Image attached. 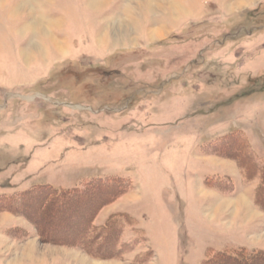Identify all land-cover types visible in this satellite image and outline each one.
<instances>
[{
    "label": "rangeland",
    "instance_id": "obj_1",
    "mask_svg": "<svg viewBox=\"0 0 264 264\" xmlns=\"http://www.w3.org/2000/svg\"><path fill=\"white\" fill-rule=\"evenodd\" d=\"M256 167L264 0H0V264L264 252ZM114 177L108 245L80 237L88 202L22 196Z\"/></svg>",
    "mask_w": 264,
    "mask_h": 264
},
{
    "label": "trees",
    "instance_id": "obj_2",
    "mask_svg": "<svg viewBox=\"0 0 264 264\" xmlns=\"http://www.w3.org/2000/svg\"><path fill=\"white\" fill-rule=\"evenodd\" d=\"M255 169H257V172L261 173V180L256 188L254 201L257 206L264 210V167L261 168L260 171L257 167ZM126 186H128V184L126 185V181L123 177L96 178L87 181L80 188L59 190L50 185L37 186L31 192L23 193L22 196H29L36 191L38 195H40L38 203L42 202L44 208L48 205L49 208L53 205H57L56 208L58 207V210L61 211L64 210L63 208H71L78 200L88 202V204L92 205V209L89 215L85 218L83 217V225H81L82 235L80 237L83 238L84 242H87V245H108L111 241L107 242V233L113 231L114 228L117 227L114 222L115 213L109 215L99 229L93 224L92 219L99 207L114 199L121 193L120 189H125L127 188ZM242 250L243 248L231 254L222 251L210 256L206 261L208 264H264V252L261 250L249 254H245Z\"/></svg>",
    "mask_w": 264,
    "mask_h": 264
},
{
    "label": "crops",
    "instance_id": "obj_3",
    "mask_svg": "<svg viewBox=\"0 0 264 264\" xmlns=\"http://www.w3.org/2000/svg\"><path fill=\"white\" fill-rule=\"evenodd\" d=\"M244 248V247H243Z\"/></svg>",
    "mask_w": 264,
    "mask_h": 264
}]
</instances>
